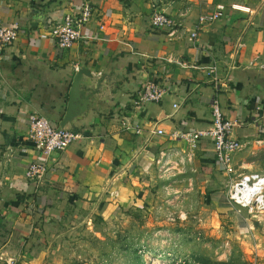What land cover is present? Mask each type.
Segmentation results:
<instances>
[{
  "label": "crops",
  "instance_id": "obj_1",
  "mask_svg": "<svg viewBox=\"0 0 264 264\" xmlns=\"http://www.w3.org/2000/svg\"><path fill=\"white\" fill-rule=\"evenodd\" d=\"M83 2L93 16L82 39L61 50L54 27ZM219 5L221 17L199 26ZM156 8L177 24L173 36L151 26ZM0 23L19 30L0 64V262L40 261L67 220L137 206L172 134L212 127L214 98L237 121L238 140L261 135L264 143V0H0ZM80 67L111 83L113 101L79 124L82 140L31 182L29 165L43 160L31 118L59 126ZM149 87L161 98L139 102ZM194 151L199 165L218 167L210 140Z\"/></svg>",
  "mask_w": 264,
  "mask_h": 264
},
{
  "label": "rangeland",
  "instance_id": "obj_2",
  "mask_svg": "<svg viewBox=\"0 0 264 264\" xmlns=\"http://www.w3.org/2000/svg\"><path fill=\"white\" fill-rule=\"evenodd\" d=\"M261 139L243 142L238 174L264 173ZM171 145L155 160L152 188L137 206L67 220L31 264H264V214L234 208L220 169L199 165L184 139Z\"/></svg>",
  "mask_w": 264,
  "mask_h": 264
},
{
  "label": "built area",
  "instance_id": "obj_3",
  "mask_svg": "<svg viewBox=\"0 0 264 264\" xmlns=\"http://www.w3.org/2000/svg\"><path fill=\"white\" fill-rule=\"evenodd\" d=\"M225 7L219 5L212 15H201L199 26L207 21H216L221 17L220 12ZM93 7L89 2H83L79 13L75 16L67 15L64 20L54 27V38L61 50L73 48L82 39V28L93 16ZM151 26L156 29L169 30V36L177 31V24L167 14L154 10ZM197 31L191 34L196 39ZM19 30L0 23V64L4 59L5 50L18 39ZM241 47V44L238 45ZM78 69V68H77ZM211 73H216L212 68ZM162 93L154 87H149L139 97V102L159 100ZM139 102L137 104H139ZM238 126L237 121L225 117L217 98L212 101V127L205 131L172 134L174 139H184L195 149L202 140H210L221 174L229 180L227 196L232 206L239 211L246 210L248 214L258 217L264 214V173L238 174L235 155L244 148V143L234 135ZM264 127V122L262 123ZM157 135H163V130H157ZM30 136L43 155V160L29 165L26 178L31 182H40L48 171V162L57 153L82 140L83 135L77 131H63L54 125L47 117L35 115L30 122Z\"/></svg>",
  "mask_w": 264,
  "mask_h": 264
},
{
  "label": "water",
  "instance_id": "obj_4",
  "mask_svg": "<svg viewBox=\"0 0 264 264\" xmlns=\"http://www.w3.org/2000/svg\"><path fill=\"white\" fill-rule=\"evenodd\" d=\"M114 90L103 76H96L88 68L77 69L71 85L66 114L59 129L75 131L79 124L88 122L89 115L113 101Z\"/></svg>",
  "mask_w": 264,
  "mask_h": 264
}]
</instances>
